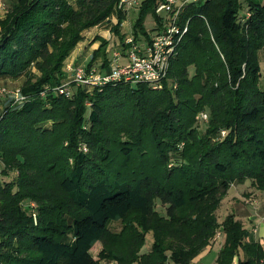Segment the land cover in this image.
I'll return each mask as SVG.
<instances>
[{
    "label": "trees",
    "instance_id": "trees-1",
    "mask_svg": "<svg viewBox=\"0 0 264 264\" xmlns=\"http://www.w3.org/2000/svg\"><path fill=\"white\" fill-rule=\"evenodd\" d=\"M121 1L13 0L0 18V79L25 77L27 97L0 115L2 175L15 174L0 179V264H193L218 232L225 242L216 264L240 254L238 264H264V245L247 241L242 222L217 216L233 184L264 191V3L185 7L180 23L189 20V29L162 89L117 83L91 96L78 87L71 97L52 90L85 31L116 17L120 34ZM140 1L133 31L149 43L145 21L151 15L161 32L166 20L155 9L163 0ZM243 1L250 17L240 21ZM100 40L89 68L105 54ZM201 112L209 114L204 135ZM25 201L36 203L37 224ZM133 218L120 233L109 227ZM149 234L150 252L142 253Z\"/></svg>",
    "mask_w": 264,
    "mask_h": 264
},
{
    "label": "built area",
    "instance_id": "built-area-1",
    "mask_svg": "<svg viewBox=\"0 0 264 264\" xmlns=\"http://www.w3.org/2000/svg\"><path fill=\"white\" fill-rule=\"evenodd\" d=\"M202 1L204 0H163L157 5L156 13L166 22L163 24L161 32L152 37L151 42L140 43L133 36L127 37L123 44L124 52L113 53L107 72L82 64L75 67L68 65L67 70L71 72L70 81L54 87L52 90L71 97L72 92L69 90L71 84L79 88H101L107 84L117 83H128L133 86L148 84L153 89H162L168 78L171 59L176 55L178 47L189 29V20L183 24L180 23L184 8ZM139 4L138 0H122L118 9L126 10L127 6H139ZM249 17L250 13L247 12L246 18ZM46 91L41 95L45 96ZM26 100L27 97L21 93L16 96V104H21ZM198 119L200 123L207 124L209 122L208 112H202ZM226 136L227 131L223 130L219 137L223 139ZM247 203L252 206L257 205V201L254 199H248ZM35 215V222H37ZM220 236L221 232H218L216 238Z\"/></svg>",
    "mask_w": 264,
    "mask_h": 264
},
{
    "label": "rangeland",
    "instance_id": "rangeland-1",
    "mask_svg": "<svg viewBox=\"0 0 264 264\" xmlns=\"http://www.w3.org/2000/svg\"><path fill=\"white\" fill-rule=\"evenodd\" d=\"M139 2H141L140 0H138ZM253 3H262V1L264 0H251ZM13 3V0H0V18H3L1 16L6 15L7 11L11 8ZM139 6H127V9L125 11V21L122 23L121 28H120V34H117L114 32L113 27L117 24V18L113 17L110 22L104 23L100 26H97L96 28H91L93 30H87L83 33L84 39L83 42H85V45L88 46L87 49V53L90 49V47L94 44H97L98 47L97 49H99L100 44H101V40L100 39H104L107 42L106 48L104 49L105 54L103 55V53L100 54L98 60L99 62L95 63V66H97L98 68L103 69V63L105 58H107V63L109 66V63L113 57V53L116 51L119 52H124L123 50V42L125 41L126 37H130L133 36L135 38L134 35V31H133V25L134 22L136 21V19L138 18V14H139ZM248 12V2L247 1H243V7L240 10V14H239V19L240 21H244V18L246 16V13ZM155 13H156V9H155ZM157 15V13H156ZM158 17H160L159 15H157ZM161 18V17H160ZM159 18V19H160ZM114 20V22H113ZM162 22L165 19H160ZM156 21L155 19L149 15L145 21V30L149 33V35L154 36L156 34ZM98 33H100L101 35H99ZM121 37H123L124 39H121ZM146 39L145 36L140 35L139 36V40L140 43L144 42V40ZM95 49L92 54H91V58L93 56V53L97 50ZM263 50V49H262ZM261 50V51H262ZM260 51V52H261ZM80 52L81 53H86L85 49H83V46H81L80 48ZM86 53V54H87ZM85 54V55H86ZM260 59V67H261V73H262V77L260 80V85L262 88H264V59L261 57ZM88 65V62H84L81 61L79 64H76L75 62H68V59L65 62V66L63 69L64 72V79L63 82L61 83V85H63L64 83H68L71 79V72L67 70V66L70 65L72 67L78 66V65ZM35 71V70H34ZM190 74L193 75L195 72L194 67H190L189 69ZM25 81V77L22 78L21 82H17L15 83L14 81L11 82H0V112L3 111V109L9 106H13V105H17L16 103V96L19 95L21 92V85L22 83H24ZM60 86V85H58ZM57 87V86H55ZM81 88V87H80ZM52 88L50 86H47L46 90H51ZM96 88H81V90L84 91L85 94L91 96ZM5 90V91H3ZM69 90L74 94L76 93L79 88L76 87V85H69ZM89 105V104H88ZM202 113V112H201ZM199 113L196 117L197 119V126H198V130L200 132V135H204L207 129V125L208 123H204L199 121L198 116L201 114ZM217 139H220V137H217ZM86 151V150H85ZM2 169H3V165L0 161V179L1 180H13L15 177V174H11L8 178H6L5 176L2 175ZM249 204V203H248ZM23 209L26 210L28 212L29 215L32 216L34 223L37 224L38 223V209H37V205L34 202L31 201H25L23 202ZM157 211H159V213H161L162 215H164L165 210L163 209V207L159 204V202L157 203ZM34 214H36V219L37 222H35V217ZM136 220L133 218L131 219L129 222H114L110 224V229L115 232V233H120L122 232L124 229L131 227V225H136ZM216 238V236H215ZM215 238H213L212 242L216 243ZM153 243V236L152 234H149L146 238V245L144 246L142 253H147L150 252L151 246ZM103 247V244L101 242L97 243L95 245V247L92 250L93 255L95 256L96 259H98V252L100 251V249ZM211 258L212 256L209 255L208 257H206V259L203 261V264H212L211 263ZM101 264H117L116 262H111V261H101Z\"/></svg>",
    "mask_w": 264,
    "mask_h": 264
},
{
    "label": "crops",
    "instance_id": "crops-1",
    "mask_svg": "<svg viewBox=\"0 0 264 264\" xmlns=\"http://www.w3.org/2000/svg\"><path fill=\"white\" fill-rule=\"evenodd\" d=\"M262 3H264V1H262ZM98 34L101 35L100 33ZM81 46H83V49H85L87 53L88 46L85 45V42L82 41L72 51V53L68 57V62H75L76 64H79L81 61H84L89 63V61L91 60L92 52L98 47L97 44L92 45L88 53L87 54L85 53L86 54L85 55L84 53L80 52ZM259 56L260 58L262 57L264 59V49L260 52ZM97 62H99V60ZM93 67H97V66H95L94 64ZM98 69L102 70L103 72H107L109 66L108 69L107 68H103V69L98 68ZM22 78L23 77L1 78L0 82L12 83L14 81L15 83L17 82L19 83L21 82ZM5 108L3 109V111L0 112V115L4 112ZM248 199L256 200L257 205L252 206L248 204L247 203ZM230 214H233L237 220L241 221L244 228L248 230L249 236L247 237V241L259 243L262 246L264 245V191H259L253 188L251 186L250 181H247L244 184H233L230 187L227 195L222 200L221 206L217 211V216L220 222H222ZM224 242H225V234L221 232V236L216 238V243H213L201 255H199L196 258L195 262L203 264V261L206 259V257L211 255L212 256L211 263L216 264L219 251L223 246ZM240 258L243 259L244 255L240 254V257H236L234 259L233 264H238Z\"/></svg>",
    "mask_w": 264,
    "mask_h": 264
},
{
    "label": "water",
    "instance_id": "water-1",
    "mask_svg": "<svg viewBox=\"0 0 264 264\" xmlns=\"http://www.w3.org/2000/svg\"><path fill=\"white\" fill-rule=\"evenodd\" d=\"M109 22H110V20H109Z\"/></svg>",
    "mask_w": 264,
    "mask_h": 264
}]
</instances>
